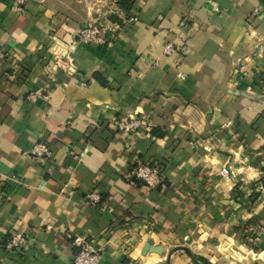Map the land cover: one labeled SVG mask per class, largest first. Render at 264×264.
Instances as JSON below:
<instances>
[{
  "label": "crops",
  "instance_id": "1",
  "mask_svg": "<svg viewBox=\"0 0 264 264\" xmlns=\"http://www.w3.org/2000/svg\"><path fill=\"white\" fill-rule=\"evenodd\" d=\"M105 2L0 0V264H71L83 240L100 264L208 261L197 249L221 238L253 246L246 234H264V0H136L129 14L116 2L111 43L81 41ZM37 89L47 97L30 100ZM132 115L150 127L124 134L117 123ZM138 163L161 182L137 180ZM15 234L25 245L7 249ZM147 242L164 252L144 254Z\"/></svg>",
  "mask_w": 264,
  "mask_h": 264
},
{
  "label": "built area",
  "instance_id": "2",
  "mask_svg": "<svg viewBox=\"0 0 264 264\" xmlns=\"http://www.w3.org/2000/svg\"><path fill=\"white\" fill-rule=\"evenodd\" d=\"M214 9L217 10L216 5H213ZM15 9H20L19 6H15ZM137 16H131L130 20H137ZM79 39L85 43H92V44H98V45H104L107 46L111 43L110 37L108 36L106 32V28L103 26H99L96 23H90L87 24L79 34ZM178 51L177 46L171 42L168 41L164 44L163 52L167 55H171L173 53H176ZM6 58L5 51L0 49V66L2 65L3 61ZM59 60V59H58ZM68 60H70L68 58ZM71 61V60H70ZM178 75L180 77H184V73L179 70ZM43 96L47 97L46 95H43L39 89L33 90L29 93L28 98L32 101H35L38 97ZM118 127L119 129L126 135L135 134L140 131L142 128H148L150 127V124L145 120L144 118H141L137 115H132L129 118L118 121ZM33 153L35 154H43L47 153L49 154V149L45 145H36L33 148ZM134 177L137 180L145 181L150 186H155L159 184L162 180V174L160 170L155 167L151 166L146 163H138L132 170ZM234 172L230 167H222L219 170V175L221 178L228 180L233 176ZM263 188V186H262ZM88 199L91 203L97 204L101 201V195L97 192L90 193L88 195ZM26 239L21 234H15L10 236L5 246L7 249H14L16 247H20L22 245H25ZM101 261V253L99 250L93 249L87 241L83 240L80 243V249L75 253V256L71 262V264H100Z\"/></svg>",
  "mask_w": 264,
  "mask_h": 264
},
{
  "label": "rangeland",
  "instance_id": "3",
  "mask_svg": "<svg viewBox=\"0 0 264 264\" xmlns=\"http://www.w3.org/2000/svg\"><path fill=\"white\" fill-rule=\"evenodd\" d=\"M119 0H106L104 6H100L98 12H96V16L101 17L100 19L91 21L90 23H96L99 26L105 27L106 19H111L113 16H118L116 12V8L112 7L115 6V3L118 4ZM95 11V9H94ZM88 23V24H90ZM245 237H243L244 239ZM225 241V242H224ZM246 241L254 243L253 246L244 245L245 247H241V243L238 241L232 242L229 239H220L217 242V246L214 248H203L197 249V251H202V254H206V258L211 261L214 260L212 264H264V234L262 240H255V237L252 234H246ZM256 243V244H255ZM179 248H172L170 249V254L174 251L178 250L177 252L180 253ZM263 251V252H262ZM183 253V252H181Z\"/></svg>",
  "mask_w": 264,
  "mask_h": 264
},
{
  "label": "trees",
  "instance_id": "4",
  "mask_svg": "<svg viewBox=\"0 0 264 264\" xmlns=\"http://www.w3.org/2000/svg\"><path fill=\"white\" fill-rule=\"evenodd\" d=\"M136 0H119L118 1V6L120 7V9L122 11H124L125 13L129 14L131 9L134 6ZM112 21L114 22H122V20L118 17V16H113L111 18ZM263 185H264V180H262ZM192 258H193V262L194 264H210L204 257L202 256H197V255H193L192 254Z\"/></svg>",
  "mask_w": 264,
  "mask_h": 264
},
{
  "label": "water",
  "instance_id": "5",
  "mask_svg": "<svg viewBox=\"0 0 264 264\" xmlns=\"http://www.w3.org/2000/svg\"><path fill=\"white\" fill-rule=\"evenodd\" d=\"M157 252V253H160L162 254L164 252V247L161 246V245H157V246H154L152 245L151 243L147 242L145 245H144V249H143V253L146 254L148 252Z\"/></svg>",
  "mask_w": 264,
  "mask_h": 264
}]
</instances>
